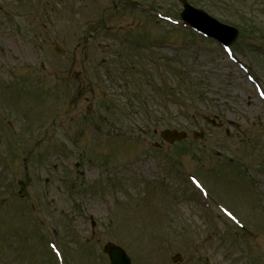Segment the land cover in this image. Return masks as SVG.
I'll return each instance as SVG.
<instances>
[{
	"label": "rangeland",
	"instance_id": "rangeland-1",
	"mask_svg": "<svg viewBox=\"0 0 264 264\" xmlns=\"http://www.w3.org/2000/svg\"><path fill=\"white\" fill-rule=\"evenodd\" d=\"M187 2L232 61L177 0H0V264H264V0Z\"/></svg>",
	"mask_w": 264,
	"mask_h": 264
},
{
	"label": "water",
	"instance_id": "water-1",
	"mask_svg": "<svg viewBox=\"0 0 264 264\" xmlns=\"http://www.w3.org/2000/svg\"><path fill=\"white\" fill-rule=\"evenodd\" d=\"M184 4V11L181 13V17L190 24H193L198 29L202 30L210 36H214L218 39L232 42L236 36V30L232 29L229 26L219 24L214 22L212 19L207 17L203 12L191 8L185 1H182ZM57 52L59 50L55 47ZM164 139H167L169 142L183 138L184 133H178L176 131L165 130L163 133ZM104 251L108 254L111 264H130L128 257L125 252L111 244L107 243L104 247ZM181 260L180 256L175 257L173 260Z\"/></svg>",
	"mask_w": 264,
	"mask_h": 264
},
{
	"label": "snow or ice",
	"instance_id": "snow-or-ice-1",
	"mask_svg": "<svg viewBox=\"0 0 264 264\" xmlns=\"http://www.w3.org/2000/svg\"><path fill=\"white\" fill-rule=\"evenodd\" d=\"M194 183H197V186L199 187L198 182H196V181L194 180ZM228 214L231 215V213H228ZM53 247H55V246H53Z\"/></svg>",
	"mask_w": 264,
	"mask_h": 264
}]
</instances>
